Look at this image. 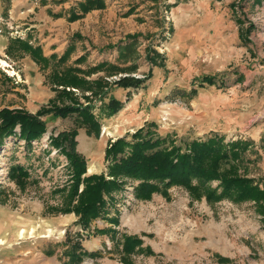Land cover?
Masks as SVG:
<instances>
[{
  "label": "rangeland",
  "instance_id": "1",
  "mask_svg": "<svg viewBox=\"0 0 264 264\" xmlns=\"http://www.w3.org/2000/svg\"><path fill=\"white\" fill-rule=\"evenodd\" d=\"M81 1L0 0V110L35 114L53 101L59 105L47 80L59 68L51 63L44 69L16 48L8 52L15 40L56 59L70 49L61 68L83 55L75 67L88 69L102 61L134 64V72L105 77L106 82L126 76L144 82L137 88L112 85L105 96L91 100L100 124L97 136L79 128L75 115H47L42 117L46 132L30 147L5 140L0 148V264H70L65 252L72 243L85 253L77 264H264V216L255 212L254 202L210 203L177 185L137 200L132 191L138 182L126 180L125 191L112 201L104 197L103 213L81 229L73 212L59 210L68 191H58L68 188L71 174L65 155L51 144L52 137L75 129V150L86 163L82 177L108 178L106 149L150 123L165 147L181 152L216 133L225 143H250L241 173L264 179V2L103 0V9L70 21V11L80 14ZM129 35L137 36L135 47L118 62V46ZM154 52L157 65L149 60ZM104 72L84 77L94 81ZM205 75H214L215 85L191 86ZM73 91L82 105L89 104ZM111 98L122 108L105 117L101 106ZM16 165L28 172L22 186L7 174ZM217 184L210 182L213 188ZM125 236L137 237L141 251L124 257Z\"/></svg>",
  "mask_w": 264,
  "mask_h": 264
},
{
  "label": "trees",
  "instance_id": "2",
  "mask_svg": "<svg viewBox=\"0 0 264 264\" xmlns=\"http://www.w3.org/2000/svg\"><path fill=\"white\" fill-rule=\"evenodd\" d=\"M254 2L260 4L264 0H254ZM104 6L103 0H82L77 8L80 14L72 10L69 19L75 21L86 12L103 9ZM236 23L240 25L239 20H236ZM135 38L137 36L129 35L126 38L128 42L118 46V62L128 59V55L135 47ZM11 48L29 54L32 60L44 69L51 63L59 68L53 70L47 79L50 90L54 92L59 105L53 101L49 106H42L35 114L24 109H1L0 148L4 146L8 138L23 141L26 147H30L32 141L39 140L46 132V122L42 120V117L47 115L59 118L75 115L79 128H84L90 136H97L100 124L94 115L91 100L94 97L105 96L107 89L112 85L137 88L144 82V80L129 76L112 83L106 82L105 77L134 72L137 68L134 64L130 67H119L117 64L102 61L88 69L75 67L74 65L84 61L85 56L83 55L75 60L74 65L61 68V64L67 61L70 49L56 59L55 55L43 56L40 47H32L20 40L11 41L7 51L9 52ZM157 56L156 54V56L149 57L153 65L158 63ZM101 71H105L104 75L94 81H88L84 77ZM215 83L214 75H205L193 79L191 86L196 85L202 88L215 85ZM73 90L79 91L80 97L89 104L82 105L79 96ZM85 92H89L91 97L86 96ZM190 93L193 95L196 90L192 88ZM121 108L122 103L114 98L101 106L105 117L113 115ZM146 126L145 131L140 129L130 135V140L119 138L106 149L105 157L110 161L107 166L108 178L103 174L82 177L86 172V163L75 150L74 138L77 134L75 129L61 132L51 138L52 146L59 148L60 152L65 155L71 174L68 188L58 191L61 193L68 191L64 204L59 210L63 213L73 212L77 216L76 224L81 229L85 230L95 218L103 213L107 204L104 197L112 201L114 194L121 195L125 191L126 180L138 182L132 191L137 200H149L152 194H165L167 189L177 185L189 191L194 199H199L204 195L210 203L223 199L233 204L254 202L255 212L264 216V179L257 181L255 178L248 177L245 171L241 173L242 154L249 149L250 143L241 141L225 143L223 136L213 133L206 140L192 141L186 151L181 152L178 147L164 146V140L156 137L152 130L155 126L153 123ZM7 174L11 180L21 186L27 183L28 172L20 165L10 167ZM212 181H218L214 188L210 186ZM80 185L83 188L78 193ZM74 200L75 204H73ZM262 222L264 224V220ZM140 244L141 241L137 237L125 236L121 252L124 257H128L130 253L141 251V249H136ZM148 251L146 252L149 253ZM81 254L85 253L80 251L76 243H72L69 251L65 252L70 264L79 263L82 258ZM89 255L94 256V253H89ZM219 261L227 262L228 260L219 258Z\"/></svg>",
  "mask_w": 264,
  "mask_h": 264
},
{
  "label": "bare ground",
  "instance_id": "3",
  "mask_svg": "<svg viewBox=\"0 0 264 264\" xmlns=\"http://www.w3.org/2000/svg\"><path fill=\"white\" fill-rule=\"evenodd\" d=\"M5 64V63H4ZM90 171H91V168H90Z\"/></svg>",
  "mask_w": 264,
  "mask_h": 264
}]
</instances>
